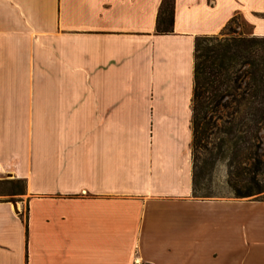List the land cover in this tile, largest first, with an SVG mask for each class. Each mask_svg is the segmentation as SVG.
<instances>
[{
    "label": "crops",
    "instance_id": "1",
    "mask_svg": "<svg viewBox=\"0 0 264 264\" xmlns=\"http://www.w3.org/2000/svg\"><path fill=\"white\" fill-rule=\"evenodd\" d=\"M161 1L0 0V264H264V200L194 197L191 157L194 39L264 36V0L158 34Z\"/></svg>",
    "mask_w": 264,
    "mask_h": 264
},
{
    "label": "trees",
    "instance_id": "2",
    "mask_svg": "<svg viewBox=\"0 0 264 264\" xmlns=\"http://www.w3.org/2000/svg\"><path fill=\"white\" fill-rule=\"evenodd\" d=\"M174 0H162L156 33H172ZM238 15L214 35L196 36L191 98L192 193L212 167L225 161L235 198L264 193V36L232 29ZM264 200V199H262Z\"/></svg>",
    "mask_w": 264,
    "mask_h": 264
},
{
    "label": "rangeland",
    "instance_id": "3",
    "mask_svg": "<svg viewBox=\"0 0 264 264\" xmlns=\"http://www.w3.org/2000/svg\"><path fill=\"white\" fill-rule=\"evenodd\" d=\"M232 29L243 35H253V28L250 24L238 15V20L232 25ZM259 140L261 143L260 154L264 156V127L260 130ZM264 158V157H263ZM0 177V200L14 201L15 195L24 191V181L15 179L14 173L9 170L3 171ZM199 187L201 194H208L211 197H234L235 194L229 186L228 167L225 161L217 162L207 175L200 180ZM248 198L264 199V193Z\"/></svg>",
    "mask_w": 264,
    "mask_h": 264
},
{
    "label": "water",
    "instance_id": "4",
    "mask_svg": "<svg viewBox=\"0 0 264 264\" xmlns=\"http://www.w3.org/2000/svg\"><path fill=\"white\" fill-rule=\"evenodd\" d=\"M14 209L17 211V205L16 203H13Z\"/></svg>",
    "mask_w": 264,
    "mask_h": 264
},
{
    "label": "bare ground",
    "instance_id": "5",
    "mask_svg": "<svg viewBox=\"0 0 264 264\" xmlns=\"http://www.w3.org/2000/svg\"><path fill=\"white\" fill-rule=\"evenodd\" d=\"M167 126V125H166ZM172 128V127H171Z\"/></svg>",
    "mask_w": 264,
    "mask_h": 264
}]
</instances>
